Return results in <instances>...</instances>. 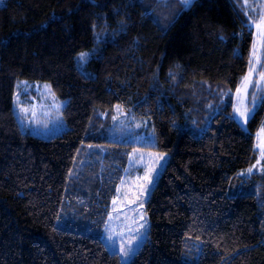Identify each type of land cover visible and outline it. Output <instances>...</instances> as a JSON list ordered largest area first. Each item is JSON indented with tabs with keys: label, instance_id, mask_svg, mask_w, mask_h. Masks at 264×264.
<instances>
[{
	"label": "trees",
	"instance_id": "1",
	"mask_svg": "<svg viewBox=\"0 0 264 264\" xmlns=\"http://www.w3.org/2000/svg\"><path fill=\"white\" fill-rule=\"evenodd\" d=\"M254 35L234 0L0 6V264H264V172L238 174L256 160L264 100L247 127L234 116ZM20 80L52 88L60 126L39 132L16 108ZM120 104L156 144L111 138ZM122 182L142 208L116 242L118 206L113 246Z\"/></svg>",
	"mask_w": 264,
	"mask_h": 264
},
{
	"label": "rangeland",
	"instance_id": "2",
	"mask_svg": "<svg viewBox=\"0 0 264 264\" xmlns=\"http://www.w3.org/2000/svg\"><path fill=\"white\" fill-rule=\"evenodd\" d=\"M236 4L240 3L249 17L250 23L255 29L253 49L251 55V61L249 69L254 67L255 70L251 74V83L245 88L241 82L238 86L241 91L235 92L234 98V116L245 127L248 125V121L255 114L256 110L264 100V37L258 35L256 24L261 21V14H264V0H234ZM7 0H0V6H4ZM255 51V57L253 52ZM85 54L84 60L80 61L79 55ZM93 49L83 50L78 54V65L85 71L86 64L92 56ZM248 72L244 75H248ZM237 88V89H238ZM17 101L16 108L22 111L23 115L28 116V121L39 132H51L63 123L62 119V103L55 95L52 88L46 83L34 80H20L17 84ZM239 108L240 112L236 109ZM27 110V111H25ZM244 112L242 116L240 113ZM111 138L126 142H133L143 145L156 144V134L153 126L149 122V119L137 117L133 112L127 109L123 105H117L115 108V116L113 118V124L111 126ZM256 160L250 166L243 168L239 171V176L249 177L255 172H264V122L261 125L256 140ZM140 151H148L143 148H136L133 151L132 158H136ZM259 161V164H257ZM255 165V168L253 166ZM253 168V171L249 173L247 170ZM130 172V173H129ZM139 169L131 166L129 170H125V181L131 182V176H138ZM129 178V179H128ZM122 184L119 186L118 194L113 198L111 204V211L109 214V221L106 227L107 236L108 229L114 224L116 225L120 220V213L118 206L121 208L122 220L120 221V227L117 228L118 238L116 242L121 240L123 231L128 230L129 224H125L124 220L128 215H133L135 210L139 212L142 205L136 206L131 201V195L122 189ZM140 198V197H139ZM115 201V203H114ZM138 203V201L134 202ZM122 204V205H121ZM139 216V215H138ZM130 223V222H129ZM111 225V226H110Z\"/></svg>",
	"mask_w": 264,
	"mask_h": 264
},
{
	"label": "snow or ice",
	"instance_id": "3",
	"mask_svg": "<svg viewBox=\"0 0 264 264\" xmlns=\"http://www.w3.org/2000/svg\"><path fill=\"white\" fill-rule=\"evenodd\" d=\"M182 3L184 4L185 7H187V6H189V5L192 3V0H182ZM256 27H257L258 35H259L260 37H264V14H261V21H260V23H257V24H256ZM84 57H85V54H84V53H81V54L79 55V59H80V61H83V60H84ZM253 57H255V51L253 52ZM250 63H252L251 60H250ZM254 70H255L254 67L250 68V69H249V73H248V75H246L245 77L242 78V80H241V84H242L245 88L248 86L249 83H251V74H252V72H253ZM240 91H241V89L238 88V89H237V92L239 93ZM25 111H27V110H25ZM236 111H237V112H240V109L237 108ZM240 114H241L242 116L245 115L244 112H241ZM257 164H259V161H257ZM253 168H255V165L253 166ZM253 168H249L247 171H248L249 173H251V172L253 171ZM114 203H115V201H114ZM107 239H108V241H109L110 243H112L113 246H115V245H114V241H112L111 236H108ZM120 250H121L123 256H124V257H127V256L129 255L130 252L134 251V248L131 246V242H129V248L125 249L124 246L121 245Z\"/></svg>",
	"mask_w": 264,
	"mask_h": 264
}]
</instances>
